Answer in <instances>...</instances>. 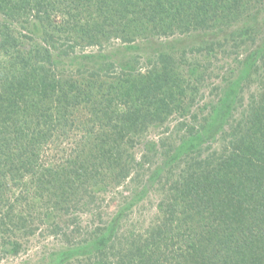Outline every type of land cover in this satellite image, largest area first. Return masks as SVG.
Returning <instances> with one entry per match:
<instances>
[{"label":"trees","instance_id":"trees-1","mask_svg":"<svg viewBox=\"0 0 264 264\" xmlns=\"http://www.w3.org/2000/svg\"><path fill=\"white\" fill-rule=\"evenodd\" d=\"M41 228L54 264H264V0H0L2 252Z\"/></svg>","mask_w":264,"mask_h":264},{"label":"rangeland","instance_id":"rangeland-1","mask_svg":"<svg viewBox=\"0 0 264 264\" xmlns=\"http://www.w3.org/2000/svg\"><path fill=\"white\" fill-rule=\"evenodd\" d=\"M190 41L191 40L187 39L186 41H184V44H188ZM218 83L219 80L217 79L211 80L210 85L206 86L203 93H205V95L209 98L210 91L213 92L212 84L218 85ZM161 133L162 128H152L150 129V132L147 137L148 139L155 140ZM141 152L142 151H138L137 153ZM142 189L143 188L141 185L139 186L135 183V181L130 180L128 181V184L125 187H120L113 191L107 190L106 193L101 194V196H103L102 211L107 213L108 215H112L115 211L118 210L117 205H122L120 204L121 195H129L130 193L133 194V192L139 193L140 191H142ZM145 191L146 192L143 196L144 198L142 202L147 203L146 198L151 197V201L154 203V205H156L157 198L154 197L153 190L150 189V187L148 186L145 187ZM154 205L151 206V208L148 204L146 205V207L150 211L148 214H141V212L138 211V207L134 206L133 209L127 215V217H124L125 221H122L121 223V231H130L131 228H133V230L135 231H141L143 227H147L146 225H148V220L151 219L155 213ZM72 213L73 214H71V216H77L78 218H80V223H78L79 226H85L87 222L90 221L91 214H89L88 207L84 204H80L77 208H75V211H72ZM69 219L71 220L70 217ZM142 220L143 223H141ZM63 221H65V227H68L69 229L68 233L74 226H77L76 223L69 222L67 217H64ZM41 230L42 233H44L45 229L41 228L40 230H36L33 236L22 239V249L19 254L15 256L9 253H3L0 248V264H54L53 259L55 258V255L57 256L59 252L65 250V248L63 247V241L60 239V236L47 235L46 233L45 237H43L41 234Z\"/></svg>","mask_w":264,"mask_h":264}]
</instances>
